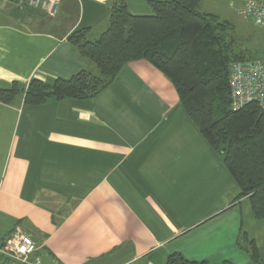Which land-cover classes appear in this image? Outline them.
<instances>
[{
	"label": "crops",
	"instance_id": "1",
	"mask_svg": "<svg viewBox=\"0 0 264 264\" xmlns=\"http://www.w3.org/2000/svg\"><path fill=\"white\" fill-rule=\"evenodd\" d=\"M112 1L60 0L54 20L0 4V89L95 72L67 37L87 28L96 40ZM122 1L133 14L139 0ZM238 193L171 83L145 61L91 99L0 103V241L29 235L42 264H165L173 253L252 264L237 245L243 234L264 264V220Z\"/></svg>",
	"mask_w": 264,
	"mask_h": 264
},
{
	"label": "trees",
	"instance_id": "2",
	"mask_svg": "<svg viewBox=\"0 0 264 264\" xmlns=\"http://www.w3.org/2000/svg\"><path fill=\"white\" fill-rule=\"evenodd\" d=\"M201 1L151 0L149 16L133 15L124 1H112L107 29L96 40L90 39L87 28L76 29L67 37L77 55L93 65L95 72L81 71L51 85L32 78L25 90L13 84L0 89V103L11 104L18 96L26 106L91 99L127 64L145 61L175 89L186 118L235 182L239 190L235 200L247 198L254 220H264V113L254 103L233 111L228 82L230 63L261 58L237 53L229 35L233 30L230 23L201 13ZM242 241L237 242L238 248L252 264H263L256 242L245 234ZM165 264L208 263L173 253Z\"/></svg>",
	"mask_w": 264,
	"mask_h": 264
},
{
	"label": "built area",
	"instance_id": "3",
	"mask_svg": "<svg viewBox=\"0 0 264 264\" xmlns=\"http://www.w3.org/2000/svg\"><path fill=\"white\" fill-rule=\"evenodd\" d=\"M60 0H0L1 5L27 6L48 16L57 12ZM256 27L264 30V0H246L235 9ZM231 109L237 111L254 103L264 113V58L235 61L228 67ZM32 237L15 231L0 241V264H42Z\"/></svg>",
	"mask_w": 264,
	"mask_h": 264
},
{
	"label": "rangeland",
	"instance_id": "4",
	"mask_svg": "<svg viewBox=\"0 0 264 264\" xmlns=\"http://www.w3.org/2000/svg\"><path fill=\"white\" fill-rule=\"evenodd\" d=\"M148 1L149 0H139L137 4L132 2L131 12H133V15H151L152 12L148 6ZM245 1L246 0H202L199 5V11L216 15L220 20L230 23L233 30L230 31L229 35L234 40V49L237 53H242L249 58H262L264 57V30L256 27L247 17L239 16L234 12V10L239 8ZM16 7H18L17 9H23L22 6ZM39 12L43 14L41 18L46 20H54L56 16V14L54 16H48L40 10ZM68 24L69 22L67 25ZM245 209L246 206L243 207V211ZM260 244L264 246V241Z\"/></svg>",
	"mask_w": 264,
	"mask_h": 264
},
{
	"label": "water",
	"instance_id": "5",
	"mask_svg": "<svg viewBox=\"0 0 264 264\" xmlns=\"http://www.w3.org/2000/svg\"><path fill=\"white\" fill-rule=\"evenodd\" d=\"M32 241H33L34 243H36V240H35L34 238H32Z\"/></svg>",
	"mask_w": 264,
	"mask_h": 264
}]
</instances>
